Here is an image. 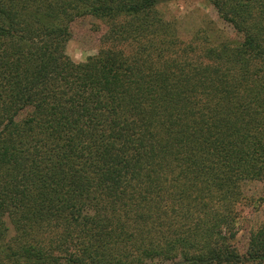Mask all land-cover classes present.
<instances>
[{
	"label": "trees",
	"instance_id": "1",
	"mask_svg": "<svg viewBox=\"0 0 264 264\" xmlns=\"http://www.w3.org/2000/svg\"><path fill=\"white\" fill-rule=\"evenodd\" d=\"M169 1L0 0V264H264V222L233 236L264 192V0H208L235 39Z\"/></svg>",
	"mask_w": 264,
	"mask_h": 264
},
{
	"label": "rangeland",
	"instance_id": "2",
	"mask_svg": "<svg viewBox=\"0 0 264 264\" xmlns=\"http://www.w3.org/2000/svg\"><path fill=\"white\" fill-rule=\"evenodd\" d=\"M166 20L175 23L182 37H189L197 28L205 24L217 28L220 38H236L229 24L223 21L208 0H171L161 7ZM103 30L100 21L89 17L75 20L71 25V36L65 45L66 56L74 62L84 61L88 56L97 53L99 36ZM246 198L237 205L239 217L233 231L236 247L240 252L256 243L264 222V192L252 186L245 187ZM258 233V234H259Z\"/></svg>",
	"mask_w": 264,
	"mask_h": 264
}]
</instances>
